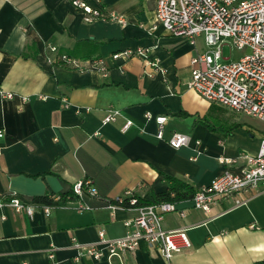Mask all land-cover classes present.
<instances>
[{"label": "crops", "instance_id": "crops-1", "mask_svg": "<svg viewBox=\"0 0 264 264\" xmlns=\"http://www.w3.org/2000/svg\"><path fill=\"white\" fill-rule=\"evenodd\" d=\"M101 3L122 22L87 23L65 0H0V91L13 95L0 97V199L15 194L30 204L36 197L56 201L86 181L98 193L84 196L91 210L82 212L76 210L74 195L52 206L49 216L37 207L32 217L1 208L0 264L263 262L264 186L237 207L232 199L218 200L208 212L192 208V199L175 203L185 216L168 213L161 228L185 231L190 247L169 261L144 242L122 262L76 258L73 239L92 244L99 231L121 238L124 222L135 216L129 208L110 209L105 201L127 192L140 198L163 193L169 186L166 176L195 190L205 187L223 172L219 160L253 155L264 138V130L241 121L239 113L187 88L191 60L206 52L203 36L191 45L169 35L154 22L156 0ZM137 48L148 49L164 73L138 57L113 58ZM62 54L74 58L79 68L54 62ZM92 60L105 70L90 68L87 61ZM110 108L120 116L102 125ZM157 116L166 117L162 139L156 138ZM127 120L132 125L122 132ZM173 132L187 135L189 146L171 148L167 141ZM194 141L201 143L202 154L191 160Z\"/></svg>", "mask_w": 264, "mask_h": 264}, {"label": "built area", "instance_id": "built-area-1", "mask_svg": "<svg viewBox=\"0 0 264 264\" xmlns=\"http://www.w3.org/2000/svg\"><path fill=\"white\" fill-rule=\"evenodd\" d=\"M65 1L78 10L87 23L95 20L122 22L117 15L105 12L101 0ZM154 22L169 35L183 37L191 45L195 44L197 37L203 36L206 52L191 60L192 70L187 82L189 90L210 103L264 123V0H156ZM224 41L246 53L237 61L228 62L222 56V47L227 45ZM49 50L56 53L54 46H50ZM132 57L142 59L153 71L164 73L159 61L148 49L124 50L113 55L114 59L123 60ZM54 62L79 68L74 58L64 54L58 55ZM87 64L101 72L105 70L100 61H87ZM0 97L10 99L13 95L0 91ZM118 116L120 112L110 108L101 124L114 122ZM145 118L150 119L151 115L146 114ZM155 122L158 127L156 138L162 139L166 117L157 116ZM131 125L132 121H125L121 131L125 132ZM2 135L0 132V137ZM190 142L187 135L176 132L167 141L175 150L189 146ZM193 152L195 155L191 160L202 154L199 141L193 142ZM219 162L225 165L223 172L207 186L195 191L192 208L208 212L221 199H232L234 207L242 206L264 186V138L255 154L244 152L235 159ZM71 192L77 198L75 204L79 212L91 210L84 202V196L95 198L98 195L88 181L76 183ZM124 201L128 207L121 206ZM105 204L110 209L129 208L135 211V216L124 222L125 235L121 238L110 239L99 231L97 241L92 244L84 245L73 239L72 247L77 252V259H117L122 262L126 255L136 251L139 243L144 242L149 247H157L163 258L169 261L173 253L190 247L185 231L164 232L161 228L164 215L177 212L181 217L185 216L184 211H178L175 203L138 206L137 197L127 192L105 201ZM3 207L10 208L16 215L29 217H32L36 207L41 208L45 216H49L52 209V206L25 203L15 194L9 199H0V209ZM1 219L5 217L1 216ZM49 258H52L51 254Z\"/></svg>", "mask_w": 264, "mask_h": 264}, {"label": "trees", "instance_id": "trees-1", "mask_svg": "<svg viewBox=\"0 0 264 264\" xmlns=\"http://www.w3.org/2000/svg\"><path fill=\"white\" fill-rule=\"evenodd\" d=\"M165 179L169 184L167 190L159 194H149L143 198L137 197L138 206H148L160 202L179 203V202L191 200L194 197L196 190L192 186L176 178H171L166 176ZM70 199H73V194L71 191L68 195L59 196L57 201H53L47 198L36 197V198H32L30 202L34 204L46 205V206H61L65 204L67 200ZM112 203L119 205L116 202H112ZM121 206L128 207L125 201ZM257 264H264V261Z\"/></svg>", "mask_w": 264, "mask_h": 264}, {"label": "rangeland", "instance_id": "rangeland-1", "mask_svg": "<svg viewBox=\"0 0 264 264\" xmlns=\"http://www.w3.org/2000/svg\"><path fill=\"white\" fill-rule=\"evenodd\" d=\"M227 43V45L222 47V56L224 59H227L228 62L237 61L239 58H241L246 51H240L236 48H233L227 41H224ZM241 121H247L248 123L252 124L253 126L259 128L260 130H264V123L254 120L252 118H247L246 116L239 114Z\"/></svg>", "mask_w": 264, "mask_h": 264}]
</instances>
